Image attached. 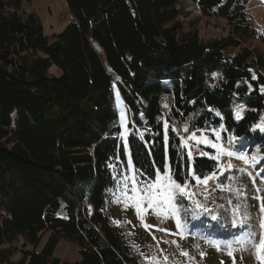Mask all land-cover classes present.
Returning a JSON list of instances; mask_svg holds the SVG:
<instances>
[{
	"label": "trees",
	"instance_id": "1",
	"mask_svg": "<svg viewBox=\"0 0 264 264\" xmlns=\"http://www.w3.org/2000/svg\"><path fill=\"white\" fill-rule=\"evenodd\" d=\"M24 1L0 0V264H67L53 256L60 241L79 248L74 264H143L109 220L127 161L149 181L167 165L181 186L190 170L219 171L189 160L170 128L166 145L165 96L169 117L254 147L264 179V21L257 34L249 0H64L72 22L52 38ZM197 11L185 31L179 18ZM202 17L223 21L227 37L204 45Z\"/></svg>",
	"mask_w": 264,
	"mask_h": 264
},
{
	"label": "rangeland",
	"instance_id": "2",
	"mask_svg": "<svg viewBox=\"0 0 264 264\" xmlns=\"http://www.w3.org/2000/svg\"><path fill=\"white\" fill-rule=\"evenodd\" d=\"M22 9L27 13H35L43 26L45 35L51 38L53 35L60 34L72 22L64 0H31L29 3L24 1L22 3ZM199 14L200 13L197 11L190 14L187 19L179 18L185 31H187V29H185L187 22L199 16ZM246 14L251 22H253L257 34H259L262 30L264 21V3L262 0H249ZM228 34V28L225 26L224 22L215 18L202 17L197 27L198 38L204 45L210 44L214 40L227 37ZM257 44L258 41L249 42V46ZM228 51L231 52V49ZM49 72L54 76L60 74L54 68L50 69ZM161 104L163 105V113H167L168 107L171 104V97H163ZM119 113L120 120L121 113H123V120L125 122L124 112L121 107H119ZM132 130L133 128L129 129L126 123L124 124L123 132L125 133V137L132 133ZM193 134L196 140H191L189 144V151H191L192 156L206 158L217 156V148H213L207 143L196 142L200 140L202 136L207 141H211L212 144H216L219 149H222L223 154H220L218 161L216 160L220 166L219 173L215 172V178L209 180L207 185L202 183L203 179H199L198 182L196 177L189 175V178L193 180L191 181L189 179L188 183H186V194L177 192L174 195L173 200H175V196L178 195V200H182L183 198L188 201L186 205L178 202L180 215L185 212V209H190L195 211L204 222L211 219L209 213H214L217 220L237 219V224L240 218L247 215V225L249 227L257 225L255 229H260L258 228L259 216L261 215L259 211L261 205L260 198L258 199V196H255L256 194L253 192L233 190L232 183H230L229 186L227 185V187L217 184V179L225 172L232 170L250 172L251 169L249 164H251V162H256L257 157L251 160L246 156L249 163L245 164L243 160L237 159L234 155H227V152H232V150L229 146H223L220 136L219 139L216 138V132L205 134L204 132L195 131ZM202 153L207 154L205 155ZM254 156L255 152L252 157ZM229 165H231V167H229ZM128 176L129 179L125 181L122 192L119 193L117 205L109 209L111 214L109 220L112 223L118 222L116 224L122 227L129 244L135 250L143 264H153L154 261L156 264H259L256 256H253L251 259L248 258L246 243H243V241L237 242L234 240H226V238H219L220 233L216 229H213L209 223L205 225H196L192 221H186L180 225L179 222H175L176 219L171 217L168 213V209L172 208V203L163 206L154 204L150 207L148 202L144 200L139 203L140 212L138 214L137 202L138 199L143 196V193H132L131 177L135 176V174L131 171L128 172ZM136 179L138 180L137 177ZM166 180L167 177L162 174L160 183L163 186L155 190L157 193L169 187V185L165 183ZM153 182H155V178ZM125 184H127V189H125ZM247 189L255 192L252 185L248 186ZM259 189L261 191L260 186ZM197 204H199L200 207H195ZM144 224L149 225L147 230ZM46 237L47 234L42 238L38 250L44 244ZM251 239L256 243L253 237H251ZM229 245L233 252V256L231 257L228 255ZM250 247L251 249L254 248L252 243ZM181 253H187V256ZM201 253H203V256H201ZM53 256L58 258L61 262L74 264L79 261V248L73 243L60 241L54 250ZM165 257H167V260H165ZM18 258L19 255L13 256L14 260Z\"/></svg>",
	"mask_w": 264,
	"mask_h": 264
},
{
	"label": "snow or ice",
	"instance_id": "3",
	"mask_svg": "<svg viewBox=\"0 0 264 264\" xmlns=\"http://www.w3.org/2000/svg\"><path fill=\"white\" fill-rule=\"evenodd\" d=\"M215 78V74H214V77ZM239 114H237V119H239ZM121 127L124 126V120H123V113H121ZM223 127V126H221ZM256 127L260 128V131L264 132V127H260L259 125H257ZM168 128H169V124L167 122L164 123V129H165V133H164V140H165V143L167 145V142H168ZM175 130V129H173ZM189 129L187 127L184 128V132H188ZM219 133H216V138L219 139ZM120 137L121 138H124L126 140V137H125V133L124 132H121L120 133ZM143 137V134H141V138ZM187 140H196V137L195 135H191V136H188L187 137ZM197 143H207V144H210L213 148H217V156H214V157H210L211 159H214V160H219V156L220 154H223V150L222 149H219L218 146L216 144H212L211 141H207L203 136L201 137L200 140L196 141ZM181 143L187 147V141L184 139V138H181ZM125 150L127 151V144H125ZM202 154H207V153H202ZM227 155L228 156H233V155H236L237 156V159H240V160H243V162L245 164H248L249 163V160L246 158L245 155H238V154H235L231 151L227 152ZM188 157H189V160L192 159V153L191 151L188 152ZM229 167H231V165H229ZM128 172H131V171H134V165L132 164L131 160H129V164H128V169H127ZM163 174L164 176L167 177V180L165 181V183H167L169 185L168 188H165L163 191L157 193L155 190L157 188H161L163 185L160 183L161 181V170L160 169H157L156 170V175H155V182L153 181H149V180H140L138 181L136 179L135 176H132L131 177V180H132V193L134 194H138L140 192L143 193V196L140 197L138 199V202H137V213L139 214L140 212V208H139V203L143 202L144 200H146L149 204L150 207H152L154 204H158V205H168V204H171L172 203V200H173V197L174 195L178 192L180 194H186L185 193V189L187 187V184L186 182H183L184 183V186L182 187L181 186V183H178L176 181V179H174L171 175H170V169H169V166L165 165L164 169H163ZM189 175H193L195 176V172L194 171H191L189 173ZM216 176V173H212V175L210 176H205L202 183L207 185L208 181L215 178ZM129 179V176L128 175H125L124 176V180L127 181ZM198 179V182H199V177H197ZM139 185V187H138ZM125 189H127V184H125ZM127 194V193H125ZM135 198V197H133ZM259 199V197H258ZM195 207H200L199 204L195 205ZM207 210V209H205ZM172 211H173V214H177L178 213V208L175 206V205H172ZM185 211H187V209H185ZM259 211L260 213L262 214L261 217H260V221H259V227L261 229L260 231V235H259V243L256 244L252 239V233L249 232L248 233V236H249V243H252L253 246L255 247V250H256V259L259 261V264H264V202L261 203L260 205V208H259ZM235 215V213H234ZM213 219L215 220L216 217L213 216ZM248 221V216L245 215L243 216L242 218L239 219V223L241 224V226H244L246 224V222ZM237 219H233L232 220V225L233 227H236L237 225ZM118 223V222H116ZM144 227L145 229L147 230L149 225L148 224H144ZM159 230V229H158ZM164 231H167V230H164ZM170 234V233H169ZM239 242V241H237ZM229 250H228V255L231 257L233 256V252L231 250V246L229 245L228 246ZM182 255H185L187 256V253H181ZM201 256H203V253H201ZM234 259V257H233ZM165 260H167V257H165ZM153 264H156V262L154 261Z\"/></svg>",
	"mask_w": 264,
	"mask_h": 264
},
{
	"label": "built area",
	"instance_id": "4",
	"mask_svg": "<svg viewBox=\"0 0 264 264\" xmlns=\"http://www.w3.org/2000/svg\"><path fill=\"white\" fill-rule=\"evenodd\" d=\"M177 123V122H176Z\"/></svg>",
	"mask_w": 264,
	"mask_h": 264
}]
</instances>
